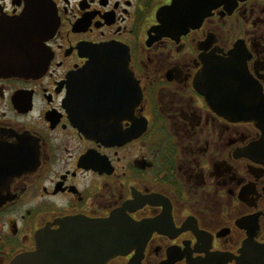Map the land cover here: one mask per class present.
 Masks as SVG:
<instances>
[{
  "label": "flooded vegetation",
  "instance_id": "flooded-vegetation-1",
  "mask_svg": "<svg viewBox=\"0 0 264 264\" xmlns=\"http://www.w3.org/2000/svg\"><path fill=\"white\" fill-rule=\"evenodd\" d=\"M2 38L0 264H263L264 0H0Z\"/></svg>",
  "mask_w": 264,
  "mask_h": 264
},
{
  "label": "water",
  "instance_id": "water-1",
  "mask_svg": "<svg viewBox=\"0 0 264 264\" xmlns=\"http://www.w3.org/2000/svg\"><path fill=\"white\" fill-rule=\"evenodd\" d=\"M26 15L28 17L30 16L29 11H27ZM19 55L20 56L22 55V50L18 52L16 48L9 46L7 39H3V38L0 39V66H1L0 71H3L4 68L11 70L13 72L14 70L20 71V66L22 65V59H20ZM46 64L47 62L45 63L43 67L44 69H46L45 68ZM88 69L89 67H85L80 70V77L84 81V84L82 86L83 88L88 87V82L86 79L88 78L87 76ZM73 91L74 89H71V92H69V97L72 95ZM251 95L253 96L254 94H251ZM234 96H237V95L234 93ZM239 97L241 96L239 95ZM254 102H258V100H254ZM261 111L264 112V109H262ZM261 111L240 109L239 114L242 118L251 119L252 117H254L252 115L257 114L258 112L261 113ZM64 223H62L61 225H64L68 229V232L64 235L65 238L71 237V239H73L74 238L73 236H75V232L79 231L82 228L81 221H74V223H71L68 220H66L64 221ZM53 233H54V230L52 231L51 229L46 228L45 230L39 232L36 235L37 245L33 251L34 255L31 258L32 260L33 259L37 260L39 258V255L42 254L44 255V258L47 259L48 262H50V264H61L60 260L63 259L64 257L59 256V254L56 253V248H54L55 239L51 237ZM247 246L252 247L255 253L259 250L261 254L259 259L260 261H262L261 263L264 264V244L258 245L257 247H255V246H251L248 243ZM69 264H72V263H69Z\"/></svg>",
  "mask_w": 264,
  "mask_h": 264
}]
</instances>
